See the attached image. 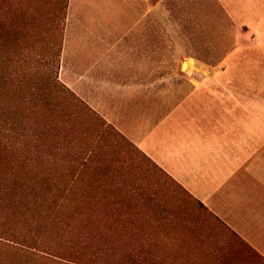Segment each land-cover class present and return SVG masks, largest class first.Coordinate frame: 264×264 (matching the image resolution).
<instances>
[{
	"label": "rangeland",
	"instance_id": "rangeland-1",
	"mask_svg": "<svg viewBox=\"0 0 264 264\" xmlns=\"http://www.w3.org/2000/svg\"><path fill=\"white\" fill-rule=\"evenodd\" d=\"M65 49H133L155 93L264 111V0H0V264H264L127 137L134 96L90 101Z\"/></svg>",
	"mask_w": 264,
	"mask_h": 264
},
{
	"label": "crops",
	"instance_id": "crops-1",
	"mask_svg": "<svg viewBox=\"0 0 264 264\" xmlns=\"http://www.w3.org/2000/svg\"><path fill=\"white\" fill-rule=\"evenodd\" d=\"M65 54L66 72L69 63L72 70L79 65L82 72L74 74L75 84L87 87L90 101L113 93L125 99L134 96L136 103L127 108L132 117L128 136L119 130L204 208L261 251L264 111L223 110L217 102L206 105L199 94L155 93L152 76L137 79L130 74L138 69L133 49H65ZM144 70L147 75L146 65ZM117 78L121 83L115 89Z\"/></svg>",
	"mask_w": 264,
	"mask_h": 264
}]
</instances>
